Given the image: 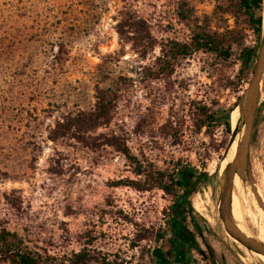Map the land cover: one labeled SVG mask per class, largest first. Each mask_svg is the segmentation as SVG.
Wrapping results in <instances>:
<instances>
[{"label": "rangeland", "instance_id": "obj_1", "mask_svg": "<svg viewBox=\"0 0 264 264\" xmlns=\"http://www.w3.org/2000/svg\"><path fill=\"white\" fill-rule=\"evenodd\" d=\"M229 2L0 0V230L21 238V249L38 264L173 263L164 256L167 243L156 240L175 223L173 199L161 189L139 192L119 184L143 178L109 144L112 136L158 167L179 162L193 169L197 192L189 217L211 229L204 237L225 264H263L248 261L220 218L219 170L234 154L231 116V135L220 122L204 125L196 116L203 106L210 113L235 110L250 81L239 86L235 58L218 63L198 52L177 59L168 54L174 44L190 41L196 23L256 45V34ZM98 97L106 102L96 119ZM247 179L253 189L264 187L261 115ZM189 237L179 235L182 243ZM189 255L207 264L198 251ZM179 257V264L189 260ZM0 264L15 263L0 258Z\"/></svg>", "mask_w": 264, "mask_h": 264}, {"label": "trees", "instance_id": "obj_2", "mask_svg": "<svg viewBox=\"0 0 264 264\" xmlns=\"http://www.w3.org/2000/svg\"><path fill=\"white\" fill-rule=\"evenodd\" d=\"M230 6L235 12L241 14L246 20L247 25L251 28L257 36V44L254 46H247L242 41H237L232 36L229 38L218 33H213L209 27L201 25L198 27L197 23L193 29L190 41L181 44H174L170 47L168 54L171 59L186 58L193 53H203L216 58L218 63L227 62L230 59H237L240 62L239 80L248 83L253 75L258 52L259 43L262 36V0H230ZM185 20H190L192 16L191 11H185ZM165 65H163V69ZM240 97H238L239 99ZM105 99L98 97L97 113L95 118L100 117L104 112ZM196 116L199 120L206 122L218 121L225 127L226 133L231 135L232 127L230 123V116L234 108L228 110H220L218 112L210 113L206 107H200ZM99 111V112H98ZM197 120V118L195 119ZM198 121V120H197ZM256 124L254 132L256 130ZM199 127L200 124H199ZM173 128L170 127V130ZM253 132V134H254ZM109 141L118 152L122 153L128 161L134 166V173L143 178V180H129L120 182V185L130 186L139 192L152 191L154 189H161L163 192L173 199V205L170 207L173 213L175 223H169L168 230L164 229L156 234V240H163L167 243L168 251L164 256H178L183 248L179 239L181 233L190 234L192 242L189 244L191 250L198 251L207 264H225L223 257L218 254L210 244L207 237H204V231L207 230L209 234L211 229L207 227H200L196 222L190 218V214H194V209L191 205V197L197 192L196 182L192 181L193 169L189 167H181L179 162L175 164L166 163L167 168L158 167L157 163L148 160L145 157L139 159L135 156L127 145L114 136ZM201 177H208V173H200ZM182 191H185L182 193ZM190 227H193V232L202 237L205 249L194 241V234L189 233ZM145 238L141 236V239ZM23 241L16 234L0 230V258L12 260L15 264H38V260L32 254L24 252L21 249ZM179 258H176L172 264H175ZM169 264V263H166Z\"/></svg>", "mask_w": 264, "mask_h": 264}, {"label": "water", "instance_id": "obj_3", "mask_svg": "<svg viewBox=\"0 0 264 264\" xmlns=\"http://www.w3.org/2000/svg\"><path fill=\"white\" fill-rule=\"evenodd\" d=\"M264 75V37L260 43L258 57L253 75L250 79L248 87L244 90L239 98L237 108L240 111V118L243 120L245 128L243 139L239 149L231 163H229L220 177L221 185V204L220 218L223 223L225 232L228 236L235 239L238 243L244 246L247 250L264 255V242L257 237L256 231L249 227L251 235L241 231L237 226V222L232 217V194L233 182L235 175H238L243 181L249 182L252 186L254 182L247 179L248 155L250 143L254 132L255 120L258 106L261 102V88ZM236 131L233 130V135L230 141L234 139ZM258 198V196H257ZM261 205L262 200L257 199Z\"/></svg>", "mask_w": 264, "mask_h": 264}, {"label": "bare ground", "instance_id": "obj_4", "mask_svg": "<svg viewBox=\"0 0 264 264\" xmlns=\"http://www.w3.org/2000/svg\"><path fill=\"white\" fill-rule=\"evenodd\" d=\"M261 99H264V91L262 90V88ZM239 116V108H236L231 113V123L233 126V130L236 131V135L232 140L229 148L230 152L234 151V154L231 156L230 160H227L221 165L219 170L220 177L224 173L227 165L233 161L243 139L245 128L241 125ZM233 185L234 187L231 206L233 219L237 222V226L241 231L245 232L248 235H251L248 229L249 227H251L254 231H256L257 237L264 242V187L258 186L253 189L250 185H248L247 181H243L238 175H235ZM259 198L263 202L262 205L257 200ZM194 207L198 211L201 210V205L198 202L194 203ZM229 239L237 244L238 247L245 252L249 262H258L264 264V255L247 250L244 246H242L230 236Z\"/></svg>", "mask_w": 264, "mask_h": 264}, {"label": "flooded vegetation", "instance_id": "obj_5", "mask_svg": "<svg viewBox=\"0 0 264 264\" xmlns=\"http://www.w3.org/2000/svg\"><path fill=\"white\" fill-rule=\"evenodd\" d=\"M261 115V118H264V102H260V104H259V106H258V109H257V114H256V120H255V123H256V121H258V118H259V116ZM255 127V126H254ZM252 140V139H251ZM184 233V232H183ZM182 234V233H181ZM180 234V235H181ZM185 235L187 234V233H184ZM188 236H189V234H187ZM192 238L191 237H189V239H188V241H186V242H184V243H182V245H183V248H182V250L180 251V253H179V255H184V256H186L187 258H189V254H190V251H191V248H190V246H189V244L192 242V240H191ZM194 251V250H193ZM179 255L178 256H172L174 259H173V261H175V259L176 258H180L179 257ZM186 261V264H196L195 262H193L192 261V259H190L189 258V260H185ZM175 264H179V262L177 261Z\"/></svg>", "mask_w": 264, "mask_h": 264}]
</instances>
